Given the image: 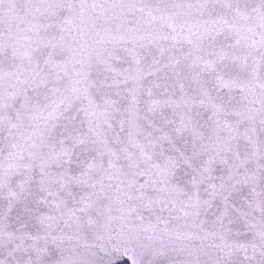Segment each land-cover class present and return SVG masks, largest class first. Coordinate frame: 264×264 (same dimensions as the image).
<instances>
[{
  "label": "snow or ice",
  "instance_id": "6c2138e0",
  "mask_svg": "<svg viewBox=\"0 0 264 264\" xmlns=\"http://www.w3.org/2000/svg\"><path fill=\"white\" fill-rule=\"evenodd\" d=\"M264 264V0H0V264Z\"/></svg>",
  "mask_w": 264,
  "mask_h": 264
},
{
  "label": "water",
  "instance_id": "95a60500",
  "mask_svg": "<svg viewBox=\"0 0 264 264\" xmlns=\"http://www.w3.org/2000/svg\"><path fill=\"white\" fill-rule=\"evenodd\" d=\"M125 263L127 264V262L125 261Z\"/></svg>",
  "mask_w": 264,
  "mask_h": 264
},
{
  "label": "trees",
  "instance_id": "16d2710c",
  "mask_svg": "<svg viewBox=\"0 0 264 264\" xmlns=\"http://www.w3.org/2000/svg\"><path fill=\"white\" fill-rule=\"evenodd\" d=\"M126 264V263H125Z\"/></svg>",
  "mask_w": 264,
  "mask_h": 264
}]
</instances>
